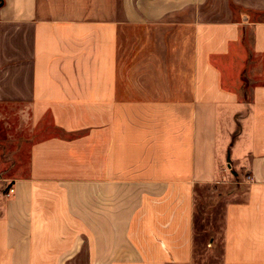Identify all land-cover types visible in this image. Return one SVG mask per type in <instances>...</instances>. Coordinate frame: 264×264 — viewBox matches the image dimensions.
Here are the masks:
<instances>
[{
	"label": "crops",
	"instance_id": "obj_1",
	"mask_svg": "<svg viewBox=\"0 0 264 264\" xmlns=\"http://www.w3.org/2000/svg\"><path fill=\"white\" fill-rule=\"evenodd\" d=\"M0 103L34 131L0 264H192L231 179L220 264H264V0H0Z\"/></svg>",
	"mask_w": 264,
	"mask_h": 264
},
{
	"label": "rangeland",
	"instance_id": "obj_2",
	"mask_svg": "<svg viewBox=\"0 0 264 264\" xmlns=\"http://www.w3.org/2000/svg\"><path fill=\"white\" fill-rule=\"evenodd\" d=\"M33 139L28 106L0 103V193L5 194L10 187L1 180L7 175L22 172L26 167L29 145ZM230 154L229 150L226 158ZM243 185L231 179L226 183L195 186L192 264L221 263L225 196ZM243 191L241 189L239 193Z\"/></svg>",
	"mask_w": 264,
	"mask_h": 264
},
{
	"label": "built area",
	"instance_id": "obj_3",
	"mask_svg": "<svg viewBox=\"0 0 264 264\" xmlns=\"http://www.w3.org/2000/svg\"><path fill=\"white\" fill-rule=\"evenodd\" d=\"M247 177L249 178L250 176H247ZM13 192H14V188H13L12 186H10V187L8 188L7 192L5 193V195H6V196H9V195H11Z\"/></svg>",
	"mask_w": 264,
	"mask_h": 264
},
{
	"label": "water",
	"instance_id": "obj_4",
	"mask_svg": "<svg viewBox=\"0 0 264 264\" xmlns=\"http://www.w3.org/2000/svg\"><path fill=\"white\" fill-rule=\"evenodd\" d=\"M227 161H228V166H230V163H229V158H228V160H227Z\"/></svg>",
	"mask_w": 264,
	"mask_h": 264
}]
</instances>
